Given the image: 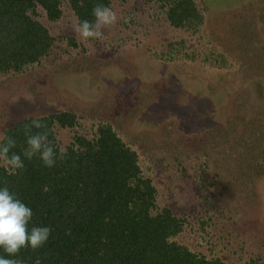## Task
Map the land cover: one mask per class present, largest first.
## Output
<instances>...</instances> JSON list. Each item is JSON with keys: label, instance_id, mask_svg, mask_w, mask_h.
I'll use <instances>...</instances> for the list:
<instances>
[{"label": "rangeland", "instance_id": "obj_1", "mask_svg": "<svg viewBox=\"0 0 264 264\" xmlns=\"http://www.w3.org/2000/svg\"><path fill=\"white\" fill-rule=\"evenodd\" d=\"M191 1L201 22L175 27L162 0H107L118 21L100 40L74 31L68 0L54 21L35 4L27 14L48 46L0 74V137L73 113L74 127H53L65 151L110 126L155 189L153 213L181 221L171 242L207 261L264 264V0Z\"/></svg>", "mask_w": 264, "mask_h": 264}, {"label": "trees", "instance_id": "obj_2", "mask_svg": "<svg viewBox=\"0 0 264 264\" xmlns=\"http://www.w3.org/2000/svg\"><path fill=\"white\" fill-rule=\"evenodd\" d=\"M68 1L78 23L94 19L96 4H108L107 0ZM162 1L170 6L173 26L201 22L191 0ZM35 4L49 20L61 15L59 0H0V74L19 72L46 52L48 34L27 14L30 9L34 12ZM39 119L55 146L54 125L72 128L77 120L67 112ZM31 121L22 120L4 133L16 139L17 152L25 146L23 125ZM64 152L51 169L37 159L25 161L19 175L0 166V183L33 209V223L53 229L44 247L20 252L23 264H36L37 259L40 264H223L170 241L180 232L181 221L167 209L153 213L155 189L142 177L136 153L110 126L99 127L93 140L75 136Z\"/></svg>", "mask_w": 264, "mask_h": 264}, {"label": "clouds", "instance_id": "obj_3", "mask_svg": "<svg viewBox=\"0 0 264 264\" xmlns=\"http://www.w3.org/2000/svg\"><path fill=\"white\" fill-rule=\"evenodd\" d=\"M92 16L93 20H82L74 29L81 39L100 40L105 36L103 30L118 21L113 9L102 3L93 7ZM23 134L25 146L19 152L15 151L14 137H0V165L13 175L25 170V161L37 159L43 167L51 169L64 158V149H58L50 140L47 126L41 119L34 118L30 124L23 125ZM33 215V209L16 192L0 183V264H23L19 258L23 249L36 252L48 243L53 229L34 224ZM36 264H40L39 259Z\"/></svg>", "mask_w": 264, "mask_h": 264}]
</instances>
